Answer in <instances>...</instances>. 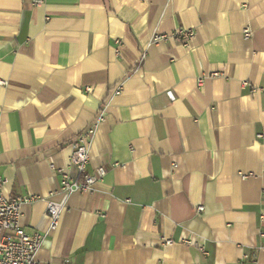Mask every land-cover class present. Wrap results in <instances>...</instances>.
Listing matches in <instances>:
<instances>
[{"label":"crops","instance_id":"1","mask_svg":"<svg viewBox=\"0 0 264 264\" xmlns=\"http://www.w3.org/2000/svg\"><path fill=\"white\" fill-rule=\"evenodd\" d=\"M33 1L0 0V174L6 198H38L19 218L43 236L34 264H236L260 246L264 0ZM178 28L186 46L151 44ZM101 109L87 172L105 176L50 231V166Z\"/></svg>","mask_w":264,"mask_h":264},{"label":"built area","instance_id":"2","mask_svg":"<svg viewBox=\"0 0 264 264\" xmlns=\"http://www.w3.org/2000/svg\"><path fill=\"white\" fill-rule=\"evenodd\" d=\"M42 0H34L33 5H38ZM244 38L250 37V31L246 28L242 30ZM194 37V30L178 28L166 35H154L151 44H158L167 39H173L186 46ZM119 45V42H116ZM117 52V51H115ZM218 73H210L208 77H216ZM202 78L198 80V85L202 84ZM119 89L113 91L116 95ZM104 121V110L98 112L92 125L84 130L70 144V155L64 167L55 168L50 166V170L59 176V191L62 195L61 202L56 204L48 202L46 215L49 219V230L57 228L60 212L65 209L68 197L75 192H89L92 186L105 176V171L98 168L93 174L87 172L89 163V148L92 137L98 126ZM6 180L0 174V264H34V256L41 247L43 236L39 233L26 234L19 226L21 206L38 199L37 197H14L6 198L2 194V188ZM203 211L202 206L196 208V213ZM263 220V217H260ZM259 236L264 240V232L260 231ZM185 244L198 249L202 254H206L202 246L189 240H184ZM164 244H170L165 241ZM258 256H264V241L255 248H250L248 253L242 255L236 264H249L257 260ZM66 263V262H65Z\"/></svg>","mask_w":264,"mask_h":264}]
</instances>
